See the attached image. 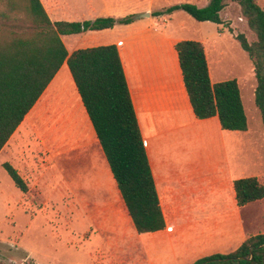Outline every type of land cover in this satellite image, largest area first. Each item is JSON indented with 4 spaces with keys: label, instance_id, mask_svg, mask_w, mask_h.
<instances>
[{
    "label": "crops",
    "instance_id": "0c3cea01",
    "mask_svg": "<svg viewBox=\"0 0 264 264\" xmlns=\"http://www.w3.org/2000/svg\"><path fill=\"white\" fill-rule=\"evenodd\" d=\"M95 2L87 0L85 10L77 11L76 8L74 13L77 11L82 16L80 19L67 20L120 17L111 14L112 9H116L114 0ZM99 3L107 6L92 7ZM217 25L220 29L223 24ZM167 26L165 17L138 15L129 24L70 34H81L82 38L87 35L88 44L77 46L73 42L67 51L96 45L117 46L165 220V228L159 230L163 232V240L171 243L185 238L198 244L195 229L208 225L212 230L207 234V240L213 242L218 235L215 232L221 227L231 228L232 221L237 218L238 247L249 233L242 217H233L232 208L239 209L249 203L237 206L233 181L249 176L261 180V174L245 176L243 171L242 151L247 141L242 134L248 130H225L216 115L203 119L194 115L174 46L181 38L172 37L171 26L168 30L163 29ZM200 41L205 45L207 39ZM206 59L208 62L207 55ZM54 132L60 134L58 142L53 139ZM34 135L41 143L33 140ZM185 147L187 157H183ZM36 150L39 156H44L38 162L33 158ZM2 154L0 166L5 161L12 163L27 184L26 192L35 190L37 195H42L48 186V169L59 159L64 161L65 157H72L76 160L74 169L65 167L67 174L61 170V184L66 194L83 197V211L109 212L111 216L119 212L121 195L66 62L1 148ZM23 171L28 174H22ZM53 178L51 176L52 184ZM89 195L95 197L86 198ZM123 208L125 210L124 205ZM218 246L217 250L200 249L186 263L191 264L220 250V253H228L236 248L222 247L220 243Z\"/></svg>",
    "mask_w": 264,
    "mask_h": 264
},
{
    "label": "trees",
    "instance_id": "16d2710c",
    "mask_svg": "<svg viewBox=\"0 0 264 264\" xmlns=\"http://www.w3.org/2000/svg\"><path fill=\"white\" fill-rule=\"evenodd\" d=\"M233 1L255 34L252 42L243 33L235 38L253 62L254 103L264 125V9L257 0ZM224 7V0H209L204 6L183 2L154 11L151 16L183 10L197 21L223 24L220 12ZM17 13L24 15V24H0V150L66 62L136 232L164 229V216L117 46L96 45L69 53L61 38L129 24L135 14L52 21L40 0H0L1 19L7 21ZM174 46L194 115L199 119L216 115L225 130H248L237 79L211 81L201 41L179 40ZM2 167L14 185L26 192L27 184L18 171L8 162ZM233 188L239 207L264 197V180L256 176L235 179ZM22 264L37 263L29 259ZM192 264H264V232L249 233L234 250L205 255Z\"/></svg>",
    "mask_w": 264,
    "mask_h": 264
},
{
    "label": "rangeland",
    "instance_id": "374dc122",
    "mask_svg": "<svg viewBox=\"0 0 264 264\" xmlns=\"http://www.w3.org/2000/svg\"><path fill=\"white\" fill-rule=\"evenodd\" d=\"M42 1L48 16L55 21L80 19L82 16L77 11L86 9L87 0ZM93 1L96 3L97 0ZM208 1L114 0L116 9H112L111 14L123 17L149 12L150 15L145 17L166 18L168 26L163 29L168 30L171 26L172 37L198 41L207 39L204 47L211 81L236 78L239 83L248 124V132L242 134L247 141V146L242 151L245 176L261 174V180H264V125L254 103L256 80L252 72L253 62L235 38L236 34L243 33L247 41L252 42L255 40V34L248 28L238 4L233 0H224L225 7L221 12L223 25L220 29L216 23L197 21L183 10L151 16L154 11L174 4L187 2L204 6ZM257 2L264 9V0ZM104 6L107 5L102 3L92 5L95 9ZM76 8L77 11L74 13ZM24 19L22 13H17L7 21L0 18V24L22 25ZM82 37L81 34L66 35L62 36V40L66 48L70 49L73 42H76L77 46L88 44L89 37L87 35ZM53 134L54 141L58 142L60 134L57 132ZM33 140L41 143L36 135L33 136ZM35 153L37 154L33 155V158L37 162L44 159V156L38 155L37 150ZM3 157V154L0 155V160ZM183 157H187L186 147L183 150ZM74 163L75 159L65 157L64 161L59 159L51 166L47 171V177L51 180V176H54V181L52 184L49 180L42 195H37L35 190L22 193L1 164L0 261L14 264H22L29 259L37 264H188L186 262L200 249L217 250L219 243L222 247L235 248L239 242L237 216L242 217L248 233L264 232L263 198L239 209L234 206L232 214L236 219L232 221V227L219 228L215 232L218 235L213 242L207 240V234L212 230L208 225L195 229L198 244L185 238L175 239L169 243L166 239L163 240V232L159 231L137 233L126 215L122 202L119 212L111 216L109 212L83 211L81 207L83 197L66 194L61 184L63 174L61 170L67 174L64 168L68 166L73 170ZM22 174L28 173L23 171ZM93 196L89 195L86 198ZM220 231L223 232L221 235Z\"/></svg>",
    "mask_w": 264,
    "mask_h": 264
},
{
    "label": "water",
    "instance_id": "95a60500",
    "mask_svg": "<svg viewBox=\"0 0 264 264\" xmlns=\"http://www.w3.org/2000/svg\"><path fill=\"white\" fill-rule=\"evenodd\" d=\"M150 14H149V12H146V13H143V14H141V15H139L140 17H145V16H149Z\"/></svg>",
    "mask_w": 264,
    "mask_h": 264
}]
</instances>
